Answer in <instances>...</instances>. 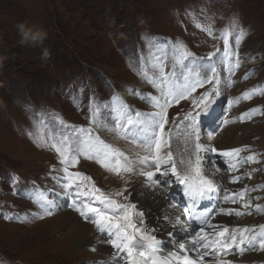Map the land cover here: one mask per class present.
<instances>
[{
	"label": "rangeland",
	"instance_id": "1",
	"mask_svg": "<svg viewBox=\"0 0 264 264\" xmlns=\"http://www.w3.org/2000/svg\"><path fill=\"white\" fill-rule=\"evenodd\" d=\"M21 22L39 25L47 30L49 35L43 47L20 45L16 25ZM197 23L205 29L210 28L212 35L197 28ZM241 30L246 35L239 45L240 67L231 74V87L221 85L224 95L218 99L221 103L219 118H223L220 120L223 129L230 127L222 123L225 118L237 124L235 131L245 140L239 148L247 146V151H242L240 156H256L254 162L242 164L241 169L245 168L244 177L247 178L241 181L240 186L247 185L249 189L256 187L255 192L249 191L245 197H259L252 199V203L260 204L262 210L257 214L253 210L251 212L256 218L264 219V0H0V55L15 54L14 59L0 64L2 214L15 216L17 213L40 211L38 205L27 198V194H12L21 188L51 189L49 198H53L54 190L60 188L61 191L57 193L63 195V189L52 179L63 176V172L55 171L61 167L58 154L44 144L53 129L61 130L59 120L67 125L83 126L85 130L91 128L93 135L133 156L137 147L133 145L126 149L123 143L129 141L111 131L98 130L96 125L90 123V104L93 109L113 104L114 112L108 111L109 118L101 122L108 129L114 127L113 121L121 105L126 104L133 111H155L143 97L159 93L141 74L138 65L144 67L148 76L154 72L158 74L157 69L152 67L156 64V56H163L165 71L171 72L175 63L171 50L174 42L186 45L200 61H205L208 53L220 49L217 57L213 58L217 60L224 51L221 37L228 33L231 42ZM45 50L48 53L46 58L42 56ZM245 53L255 55L257 65L247 64ZM141 56L145 58L143 61L139 59ZM217 66L222 81L228 82L229 73L224 65L218 63ZM189 68L195 71L198 64L192 63L185 68L175 63L177 75L182 71L187 73ZM246 74L247 79L244 78ZM210 87L205 85V88L197 89L193 97ZM245 92H249L252 98L242 99ZM237 98L241 99L237 102ZM246 102L258 112L252 114L250 120L243 121L251 125V129L243 131L238 124L241 123L239 116L250 112L243 107ZM193 107L190 98L169 108V123L165 131H178L174 128L176 124L173 120L193 111ZM214 110L218 113V106ZM64 134H71L70 130H64ZM210 135L213 137V133ZM214 137L217 139V134ZM204 142L210 143L207 139ZM216 162L225 171L224 176L217 179L220 180L221 189L225 190L226 186L232 185L227 175L232 177L236 170L230 168L226 157L219 155ZM79 164L70 171H78L82 165L90 172L95 186L105 194L119 199L121 203L139 205L140 201H134L129 196V187L125 183L127 175L122 179L95 161L83 157ZM206 169L212 174L210 167ZM246 173L251 174L250 178ZM12 176L19 178L15 186L10 182ZM143 186L140 184L139 188ZM125 187L128 190L123 192V196L116 197L115 194ZM124 197L129 199L124 201ZM57 205L51 216L30 219L29 222L5 220L3 215L0 217V264H91L86 256H79V253L67 254L64 245L54 246L62 230L57 228L54 231L56 224L48 222L66 209L81 217L66 203ZM242 210L247 212L246 209ZM136 220L139 221V217ZM94 230L97 233V229ZM86 250L96 254L90 249Z\"/></svg>",
	"mask_w": 264,
	"mask_h": 264
},
{
	"label": "snow or ice",
	"instance_id": "2",
	"mask_svg": "<svg viewBox=\"0 0 264 264\" xmlns=\"http://www.w3.org/2000/svg\"><path fill=\"white\" fill-rule=\"evenodd\" d=\"M201 30H206L212 35L211 29H205L203 25H195ZM246 33L241 30L229 41V34L225 33L221 38L224 42L223 55L219 56L220 49L207 54L205 61H200L195 53L188 50L186 45L180 42L172 44L175 63L182 64L188 68L189 64H198L197 70L189 68L187 73L183 71L177 75L175 63L171 72H166V63L163 56H156L157 69L152 76H148L142 65L141 74L144 75L148 83L157 89L158 95L143 97L146 103L151 104L155 111L141 112L133 111L128 106L121 105V110L113 121L114 127L106 129L113 132L121 139L128 140L135 147L140 149L134 156L126 155L120 149L106 143L98 135H93L92 129L85 130L83 126L76 127L67 125L63 120H59L60 131L53 129L44 140L46 147L54 150L59 157L61 167L55 171L63 172L62 177H52L63 189V195L71 197L72 207L86 221L92 223L99 232L102 239L99 243H106L114 250L112 259L107 264H206L205 257L214 256V264H233L232 260L219 259L221 254H236L242 256L245 252H264V224L253 226H237L230 228L229 225H215L210 222L215 215H226L241 217L252 215L251 211H241L248 209L252 199L245 200L244 197L249 191H256L254 186L249 189L247 185L239 192L222 190L220 182L209 175L206 169V159L208 153L218 152L217 147L210 143L201 142V125L204 120L211 117L214 112V105L218 99L224 95L221 85L225 88L231 87V74L240 67L239 45L242 43ZM233 57L235 58L233 60ZM141 61L145 58L139 57ZM187 62V63H185ZM218 63L223 64L225 71L229 73L228 82L222 81ZM248 78L247 74L244 77ZM211 87L193 97L197 89ZM191 98L193 111L187 112L182 118L174 119V124L183 123L186 129L185 143L182 151L177 155L171 146V130L165 131V126L169 123L168 110L174 104L179 105L181 101ZM252 96L245 92L242 99L248 100ZM241 98H237L238 100ZM230 104L232 101L229 102ZM89 121L99 127H104L101 123L103 116L99 106L95 109L89 106ZM258 109L253 108L250 112L242 113L239 120L251 119L252 114H256ZM99 117V120H98ZM233 121L224 120L227 125ZM64 130H70L71 134H64ZM214 137V133H213ZM209 137L208 139H212ZM189 144L191 147L189 148ZM247 151L245 148H233L220 151L219 154L226 157L232 170H238L244 163L254 162L255 154L241 157L240 153ZM93 160L106 171L121 177L125 175L128 187L139 182L150 189L163 190L171 185L182 186L185 197L183 203L175 200L169 201L168 207L179 214L165 213L162 217L167 221L172 231L167 232L170 239L165 241L158 238L156 233L158 228L149 227L144 222L145 211L138 208L136 203H121L119 199H114L106 195L100 188L95 186L92 178L81 171H70L80 163V158ZM219 171V169H217ZM158 174V175H157ZM214 175V174H213ZM250 178V173H246ZM140 178H143L142 180ZM174 178V179H173ZM18 177L12 176L11 183L15 186ZM242 177L235 175L231 178V183L240 182ZM118 191L116 197L123 196V192ZM135 191V188H133ZM223 191V195H222ZM51 189H24L15 191L12 194L25 196L32 200L40 208L36 213H17L15 216L3 214V219H17L20 222H29L30 219L51 216L58 207L54 198H49ZM60 193H56L59 196ZM145 195V193H139ZM227 204H240V209L223 208L216 205V210L212 208H200L199 205L204 200H221ZM131 196V193H129ZM128 200L129 197H124ZM79 201V203H77ZM257 211L260 206L256 205ZM139 217V223L136 218ZM192 224H197L192 228ZM179 226V228H177ZM206 228L212 229L211 232ZM257 228L259 231H257ZM174 233L181 235L177 239ZM170 245H176V250H169ZM92 251H96L93 247ZM203 250V251H202ZM192 252L195 257L188 253Z\"/></svg>",
	"mask_w": 264,
	"mask_h": 264
},
{
	"label": "bare ground",
	"instance_id": "3",
	"mask_svg": "<svg viewBox=\"0 0 264 264\" xmlns=\"http://www.w3.org/2000/svg\"><path fill=\"white\" fill-rule=\"evenodd\" d=\"M244 52H246V51H244ZM244 55H245L244 57H247L246 58V61H248L247 64H256L257 65L258 61L256 59H254L255 55H253L252 53L249 55H247L245 53ZM250 56H252V58ZM149 57L151 58V53H149ZM152 68L155 69L154 67H152ZM130 106H131V104H130ZM215 107H217V104L214 105V108ZM243 107L245 109H249V110L252 109L251 107L248 106L247 102L244 103ZM99 110H100L101 115L103 116V120L101 122H105L109 118L108 111L112 110V112H114L115 108L113 107V104H111V105L105 104L104 107L101 106L99 108ZM218 117H219V111L217 113L214 110L211 117L204 120V122H205L204 126H206L208 124V127L206 128V130H211L212 128H214V129L216 128L215 130H218V123L216 122ZM231 117L234 118L233 115H231ZM98 120H99V117H98ZM245 122H248V121H245ZM245 122H241L240 124H238L243 128V131H245L246 129H251V125L249 123H245ZM109 123H111V121H109ZM215 123H217V125ZM234 126H237V125L231 124L230 127H228V128L225 127L226 129L222 128L219 131V133L217 134V137H218L217 139H215L216 136L212 139H208L209 136H208V138H204L205 141L207 139L208 142L212 143L213 146L217 147L218 152L214 153L215 156H218L220 151L232 149L231 147H238L239 145L245 143V140H243V137L239 136V132L235 131L236 129ZM180 127H182L181 124L174 125V128L178 129ZM232 127H234V128H232ZM96 128L98 130L100 129L101 131H107L106 129H108V127L105 125H104V127H99L96 125ZM183 128H184V126L181 128V132L186 133V130L182 131ZM176 136H177V139L173 142L175 147H172V150L175 154L178 155L182 151V146L185 143V135L184 134H176ZM247 142H249V141H247ZM190 147H191V144H189V148ZM138 152H141V154H143L140 149L138 150ZM209 154H210V156L213 155L212 153H209ZM217 169L218 168H216V170ZM244 169L245 168L241 169V167H239V169L233 173V176L240 175L242 177L241 181L246 180L247 177L246 176L244 177V171H243ZM217 172L219 173L220 169ZM219 177H221V175H216L213 178L217 180ZM231 178H230V181H231ZM140 179L142 180L143 178H140ZM241 181L238 183H232L231 186H229V185L226 186V190H228L230 192H239L240 190H242L240 188ZM139 186H140V183L137 182V183L133 184L132 187H129V193H131L130 197L133 198L134 201H140L139 205H137V206H138V208H142L145 211L144 222L147 224L151 223L152 225L155 226V228L159 229V231L156 233L157 236H160V237L164 236L165 234H167L168 231H170L169 226L162 219V217L165 215V213H167V211L170 210L168 208V206L165 205V202H164L165 199H164V195H163L164 192L163 191L159 192L157 190H147L145 187H143L141 189V188H139ZM220 186H221V183H220ZM133 188H135V191H133ZM139 193H145V195H139ZM222 195H223V193H222ZM222 195H221V200L213 199L210 201V205L214 211L216 210L217 204H219V207H223V208L240 209L239 203L235 204V205L231 204V203H227V204L223 203L222 202ZM214 205H215V207H213ZM256 205H259V204L256 202L253 203L252 204L253 207L250 210V211H252V210L255 211L256 212L255 214H257L258 212H260L262 210V209H260L259 211H257ZM240 210L243 211L242 209H240ZM245 211H247V209ZM59 212H61V211H59ZM244 216L245 215L239 217V226H245V225L253 226V225L264 224V219L263 218H256L257 216L255 217L254 214L248 215L249 218L247 220L243 219ZM236 218L237 217H235L234 215L233 216L217 215L212 220V222L221 221L220 225L226 224V225H229L230 228H235L238 226V224L235 223ZM50 222H54L56 224V226L53 228L54 231L58 230L57 228L62 230V233L57 238V241L54 243V246L64 245V251H67L68 252L67 254L72 253L74 255H77L79 253L78 254L79 256H81V255H83V257L86 256L85 258H86L87 262L89 261V263H91V264H107V262H110L109 261V260H111V257L109 256V254H111L110 249L108 248V246L105 243H99L98 242V240L102 239V237H100L96 233V231L94 230L95 227L93 228L90 224L86 223L85 221H82L73 212L66 209L65 211L56 215V218L52 219L48 223H50ZM257 231H259L258 228H257ZM174 235H176V237H177V233H174ZM167 238L161 239V240H163V241H165V243H167V241H166ZM93 247L96 248V251H93L92 253H96V254H91V253H89V251L86 250V249L91 250ZM176 249H177V247L175 245L169 246V250H176ZM219 259H222V257L220 256ZM226 259L232 260L233 264H264V252H245L242 256H238L234 253L233 254H227Z\"/></svg>",
	"mask_w": 264,
	"mask_h": 264
},
{
	"label": "clouds",
	"instance_id": "4",
	"mask_svg": "<svg viewBox=\"0 0 264 264\" xmlns=\"http://www.w3.org/2000/svg\"><path fill=\"white\" fill-rule=\"evenodd\" d=\"M17 32L20 36L19 43L21 46H26L30 48H40L43 47L45 41L48 39L47 30L39 25H29L27 22H21L16 25ZM44 58L48 56L47 50L42 54ZM15 54L0 55V64L5 60L14 59Z\"/></svg>",
	"mask_w": 264,
	"mask_h": 264
},
{
	"label": "water",
	"instance_id": "5",
	"mask_svg": "<svg viewBox=\"0 0 264 264\" xmlns=\"http://www.w3.org/2000/svg\"><path fill=\"white\" fill-rule=\"evenodd\" d=\"M84 173H87V171L85 169L82 170Z\"/></svg>",
	"mask_w": 264,
	"mask_h": 264
}]
</instances>
